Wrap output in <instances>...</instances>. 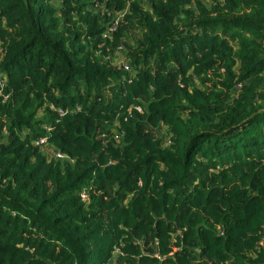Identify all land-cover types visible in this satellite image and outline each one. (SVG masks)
Returning a JSON list of instances; mask_svg holds the SVG:
<instances>
[{"label": "trees", "instance_id": "1", "mask_svg": "<svg viewBox=\"0 0 264 264\" xmlns=\"http://www.w3.org/2000/svg\"><path fill=\"white\" fill-rule=\"evenodd\" d=\"M0 79V264H264V0H0Z\"/></svg>", "mask_w": 264, "mask_h": 264}, {"label": "built area", "instance_id": "2", "mask_svg": "<svg viewBox=\"0 0 264 264\" xmlns=\"http://www.w3.org/2000/svg\"><path fill=\"white\" fill-rule=\"evenodd\" d=\"M118 28V21H115L113 22L110 26H108V28L106 29V31L103 33V37L107 38L109 36H111ZM122 63L123 64V67L125 70H131V65L127 62H123V60H119L118 63ZM0 83L1 84H4V81L2 79H0ZM6 98V97H5ZM135 109H137L138 111H141V108L139 106H136ZM60 113H63L61 110H60ZM38 144H41V145H46L47 144V137H41L38 139ZM52 154L57 156V157H61L63 158L64 156L60 153H57L55 151H52ZM87 196L85 194H83V198H86Z\"/></svg>", "mask_w": 264, "mask_h": 264}, {"label": "rangeland", "instance_id": "3", "mask_svg": "<svg viewBox=\"0 0 264 264\" xmlns=\"http://www.w3.org/2000/svg\"><path fill=\"white\" fill-rule=\"evenodd\" d=\"M138 34V33H137ZM137 35H134V37ZM170 143V141L168 139L165 140V144L168 145Z\"/></svg>", "mask_w": 264, "mask_h": 264}]
</instances>
